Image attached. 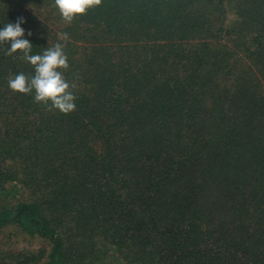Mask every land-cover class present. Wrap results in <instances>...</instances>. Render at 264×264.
I'll return each mask as SVG.
<instances>
[{
    "label": "trees",
    "instance_id": "trees-1",
    "mask_svg": "<svg viewBox=\"0 0 264 264\" xmlns=\"http://www.w3.org/2000/svg\"><path fill=\"white\" fill-rule=\"evenodd\" d=\"M20 17L32 54L68 33L77 99L13 92L34 67L0 45V231L48 244L0 264H264V0H0Z\"/></svg>",
    "mask_w": 264,
    "mask_h": 264
},
{
    "label": "clouds",
    "instance_id": "clouds-1",
    "mask_svg": "<svg viewBox=\"0 0 264 264\" xmlns=\"http://www.w3.org/2000/svg\"><path fill=\"white\" fill-rule=\"evenodd\" d=\"M102 0H55L61 17L71 23L78 16L86 14L87 10L100 6ZM25 23L20 17L15 23L8 22L0 29V45H10L7 55L19 53L18 59L30 63L34 67L31 77L23 73L8 80L9 88L16 93L29 95L34 93V101L47 106L49 111H59L70 114L76 109V99L72 85L66 80L64 72L69 69L68 57L64 51L70 40L68 33H59L58 40L53 47L47 48L43 54H32V43L25 39ZM28 36L32 33L29 31Z\"/></svg>",
    "mask_w": 264,
    "mask_h": 264
},
{
    "label": "rangeland",
    "instance_id": "rangeland-1",
    "mask_svg": "<svg viewBox=\"0 0 264 264\" xmlns=\"http://www.w3.org/2000/svg\"><path fill=\"white\" fill-rule=\"evenodd\" d=\"M21 185H11V193L9 194L10 200H15L21 198L25 195L26 191L20 189ZM48 244L37 238L30 237L14 226L7 227L0 231V254L7 251H16V250H31L36 251L38 249H46Z\"/></svg>",
    "mask_w": 264,
    "mask_h": 264
}]
</instances>
